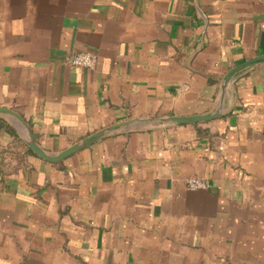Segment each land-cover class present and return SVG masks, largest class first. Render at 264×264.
<instances>
[{
    "label": "crops",
    "instance_id": "0c3cea01",
    "mask_svg": "<svg viewBox=\"0 0 264 264\" xmlns=\"http://www.w3.org/2000/svg\"><path fill=\"white\" fill-rule=\"evenodd\" d=\"M263 54L264 0H0V107L46 153L135 121L49 162L0 115V264H264V63L222 95Z\"/></svg>",
    "mask_w": 264,
    "mask_h": 264
},
{
    "label": "water",
    "instance_id": "95a60500",
    "mask_svg": "<svg viewBox=\"0 0 264 264\" xmlns=\"http://www.w3.org/2000/svg\"><path fill=\"white\" fill-rule=\"evenodd\" d=\"M264 63V54L259 55L258 57H255L253 59H249L245 61L242 64L237 65L233 69L229 71V73L225 76L224 79V84H223V89H222V95L225 94V91L227 89V86L231 82V80L243 72L244 70L251 68L253 66L259 65ZM221 106H222V101H221ZM0 115H7L10 116L12 121L27 131L28 135V141L27 144L29 148L37 154L39 157L43 158L46 161L49 162H57L62 159H65L75 153H77L79 150L83 149L87 145L93 143L94 141L104 137L110 132L116 131L121 129L122 127H126L134 123V120H128L122 123H118L115 125H112L110 127H107L105 129H102L100 131H97L88 137L84 138L83 140L79 141L78 143L72 145L68 149L58 153V154H48L46 153L35 141L33 132L31 130V127L29 123L23 118L22 115H20L17 111L13 109H9L6 107H0ZM221 116V111H217L216 113L212 114H206V115H191V116H171V117H166V118H161V119H148L154 124H166V125H173V124H196L204 121H209L211 119H215ZM147 120V121H148Z\"/></svg>",
    "mask_w": 264,
    "mask_h": 264
},
{
    "label": "built area",
    "instance_id": "2783aa9c",
    "mask_svg": "<svg viewBox=\"0 0 264 264\" xmlns=\"http://www.w3.org/2000/svg\"><path fill=\"white\" fill-rule=\"evenodd\" d=\"M67 63L73 67L94 69L97 65V58L91 53H78L70 56ZM187 187L191 190L205 189L208 184L202 179L193 178L187 181ZM224 264L235 263L225 262Z\"/></svg>",
    "mask_w": 264,
    "mask_h": 264
}]
</instances>
